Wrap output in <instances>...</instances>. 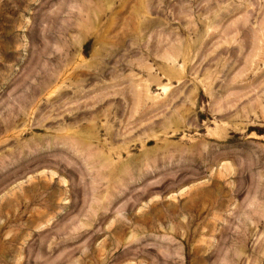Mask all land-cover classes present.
<instances>
[{
	"label": "rangeland",
	"instance_id": "rangeland-1",
	"mask_svg": "<svg viewBox=\"0 0 264 264\" xmlns=\"http://www.w3.org/2000/svg\"><path fill=\"white\" fill-rule=\"evenodd\" d=\"M0 264H264V0H0Z\"/></svg>",
	"mask_w": 264,
	"mask_h": 264
}]
</instances>
